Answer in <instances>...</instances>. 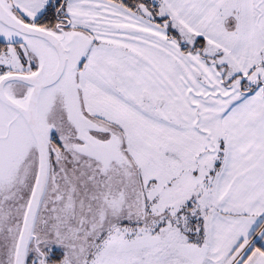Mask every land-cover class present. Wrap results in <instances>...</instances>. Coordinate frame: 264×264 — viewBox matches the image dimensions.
<instances>
[{
	"label": "snow or ice",
	"instance_id": "6c2138e0",
	"mask_svg": "<svg viewBox=\"0 0 264 264\" xmlns=\"http://www.w3.org/2000/svg\"><path fill=\"white\" fill-rule=\"evenodd\" d=\"M0 264H264V0H0Z\"/></svg>",
	"mask_w": 264,
	"mask_h": 264
}]
</instances>
